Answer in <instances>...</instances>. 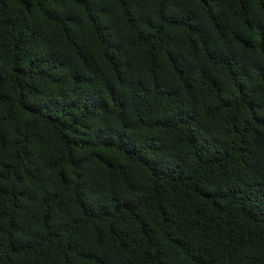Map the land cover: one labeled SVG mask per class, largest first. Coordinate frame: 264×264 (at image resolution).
Instances as JSON below:
<instances>
[{"label": "trees", "instance_id": "16d2710c", "mask_svg": "<svg viewBox=\"0 0 264 264\" xmlns=\"http://www.w3.org/2000/svg\"><path fill=\"white\" fill-rule=\"evenodd\" d=\"M0 264H264V0H0Z\"/></svg>", "mask_w": 264, "mask_h": 264}]
</instances>
